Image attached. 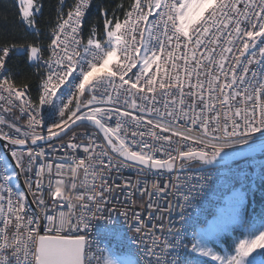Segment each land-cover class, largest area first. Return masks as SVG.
Masks as SVG:
<instances>
[{
    "label": "snow or ice",
    "instance_id": "snow-or-ice-1",
    "mask_svg": "<svg viewBox=\"0 0 264 264\" xmlns=\"http://www.w3.org/2000/svg\"><path fill=\"white\" fill-rule=\"evenodd\" d=\"M94 6L58 0L45 45L43 5L19 0L34 39H0V146L15 162L0 155V264H116L102 251L87 255L85 238L116 190L131 205L147 198L130 224L120 213L138 234L142 264H264V220L248 225L245 193L230 179L233 161L255 164L264 153V0H127L98 6L96 22ZM10 53L37 68L35 97L30 80L17 82ZM193 162L206 174L173 182ZM221 175L230 194L187 213ZM237 228L248 235L232 252L210 246Z\"/></svg>",
    "mask_w": 264,
    "mask_h": 264
},
{
    "label": "built area",
    "instance_id": "built-area-1",
    "mask_svg": "<svg viewBox=\"0 0 264 264\" xmlns=\"http://www.w3.org/2000/svg\"><path fill=\"white\" fill-rule=\"evenodd\" d=\"M4 115L6 118H11L10 114L5 113ZM20 123L21 126H23V121H20ZM78 131L82 132L84 130L80 129ZM57 143H59V141H57ZM0 155L7 158L1 146H0ZM262 163H264V161L261 162L255 161V164H250V160H245L242 162L231 164V168L233 169L234 174L230 177V179L233 186L236 188L238 185H240L245 181H249L253 178H260L264 174V168H261ZM16 171L19 173V169H16ZM221 173H223V169L221 170ZM205 174L206 173L201 170H185L182 173L176 172L171 175L173 182H175V177L177 175L181 177V182H183V179L185 177H196ZM168 175L169 174H166L164 177L160 178L161 183L165 182L168 179ZM18 177L22 182L23 188H21V190H25L23 174L18 175L17 180ZM123 177L131 178L132 181L135 182L137 178L135 169H125L123 171ZM81 178H83V173H81ZM114 178H115V174L113 173V176L109 177V182L111 183L112 179ZM147 179L149 180V182H151L154 178L149 176ZM116 182L121 183L122 180L116 179ZM214 183L216 185L215 190L213 189L206 190L204 195L199 199H197V201H195L196 209L194 210L192 208H188L186 209L187 213L194 214L196 211H200L204 207L206 202L208 204H216L221 201L224 195L228 194L224 192V188L222 187V185L224 184L223 175H221L218 179H216ZM82 190L87 191L86 188ZM29 199H31V197H29ZM111 199H112L111 204L105 207V210L103 212V218H97L91 221V226L88 229L87 234L85 236L86 240L88 241V244L90 245L91 251H89L88 248L86 247V254L100 256L102 251V254L105 257V253L108 250H116L118 252L123 253L124 255L134 257L135 259H140L142 264L143 253L140 250V246L134 242L138 234L129 230L127 224L125 223V217H123L120 213L125 210L128 211L129 219L127 223L130 224L132 222L130 217L134 210H139L141 211L142 214L145 211L144 205H146L147 203V198H143V199L136 198V203L134 205H131V201L127 200L123 195H121L119 190H116L112 193ZM168 199L171 200L173 204L182 203V201L177 200L176 194L169 195ZM161 203L163 204L164 201H161ZM129 205H131V207ZM31 207L35 208V205H32ZM108 207H111L112 209H114V211L110 213L108 211ZM59 210L60 209H57V211ZM64 211H67L66 207ZM179 212L180 209L177 207L175 208V211L172 214L173 220L175 221L174 226L176 228L180 227V222L178 221V215H177ZM167 224L168 221L165 220V225L167 226ZM77 234L84 235L83 232L71 233V235L73 236ZM181 255L185 256V252L183 250L181 251ZM93 264H95V261L93 262ZM101 264H103V261H101Z\"/></svg>",
    "mask_w": 264,
    "mask_h": 264
},
{
    "label": "trees",
    "instance_id": "trees-1",
    "mask_svg": "<svg viewBox=\"0 0 264 264\" xmlns=\"http://www.w3.org/2000/svg\"><path fill=\"white\" fill-rule=\"evenodd\" d=\"M39 2L43 5L42 8V15H39L37 19L40 22L42 35L38 38V43L43 42L45 45L48 42L49 35L51 33V26L55 24L56 21V14H57V7H58V0H39ZM124 2L126 3L127 0H95V6L91 10L90 19L93 22H96L99 18L97 16V9L98 6L104 5L115 9L116 6ZM7 38L9 41L16 40L22 41L24 39H28L31 41L34 37L27 36L25 32L24 26L21 24V18L19 13V6L16 3V0H0V39ZM9 67L12 71L16 74L17 82L30 80L33 84L32 95L35 97V87L37 81V68L29 67L31 64L30 61L26 60V57L22 53L11 54L9 59ZM255 161L260 160L264 161V156L260 158H254ZM248 182L251 183L252 188L256 189V185L258 183H264V180H258V178H253ZM263 189V187H262ZM252 193L251 198L253 197ZM254 203L256 205L257 200L254 199ZM253 206L252 209L249 207L251 212H255L256 206ZM186 255V254H185ZM189 253L186 255V258H189Z\"/></svg>",
    "mask_w": 264,
    "mask_h": 264
},
{
    "label": "rangeland",
    "instance_id": "rangeland-1",
    "mask_svg": "<svg viewBox=\"0 0 264 264\" xmlns=\"http://www.w3.org/2000/svg\"><path fill=\"white\" fill-rule=\"evenodd\" d=\"M16 3L19 6V0H16ZM258 180H262L261 177L258 178ZM17 184L19 185L18 180H17ZM256 187H257L256 189L255 188L253 189L251 183L248 181H245L236 187L245 193L246 207L244 210V218L248 222L249 226L258 224L259 222L264 220V183H258ZM254 190H255V193L253 194V197L254 199L256 198L257 200L256 205L254 203L253 197L252 198L250 197L252 196V193ZM254 205L256 206V208H255V212L253 213L251 212L249 207L252 209ZM247 235L248 233L245 232L243 229L237 228L231 233L226 234L222 238L219 244L212 243L210 246L213 247V249L218 254L223 255L225 253H230L234 250V246L236 243H238L239 239L246 238ZM189 254H190L189 258H191L192 254L191 253ZM107 256H109L112 260H114L116 264H126L127 261L135 259L134 257L124 255L123 253L118 252L116 250H108L105 253V257ZM203 259L207 260L208 264H214V262H212L210 258H203Z\"/></svg>",
    "mask_w": 264,
    "mask_h": 264
},
{
    "label": "water",
    "instance_id": "water-1",
    "mask_svg": "<svg viewBox=\"0 0 264 264\" xmlns=\"http://www.w3.org/2000/svg\"><path fill=\"white\" fill-rule=\"evenodd\" d=\"M2 143L3 142H0V145H2ZM1 148L3 149V151H4V153H5L6 157H7L10 165L15 168V164H14L12 158L10 157V154L8 153L7 149L2 147V146H1ZM263 156H264V153H258L254 158H260V157H263ZM245 160H248V159L236 160V161H233L232 164H235V163H238V162H242V161H245ZM186 170H200V169L196 166V162H193V166L190 167V168H187ZM177 172H179V170H177ZM18 183H19L20 187L23 188L22 187V182H21L19 177H18Z\"/></svg>",
    "mask_w": 264,
    "mask_h": 264
}]
</instances>
